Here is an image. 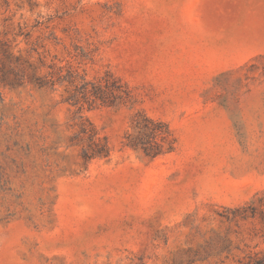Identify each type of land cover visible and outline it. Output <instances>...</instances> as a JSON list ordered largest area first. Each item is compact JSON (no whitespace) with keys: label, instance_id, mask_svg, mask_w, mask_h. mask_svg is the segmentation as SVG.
Masks as SVG:
<instances>
[{"label":"rangeland","instance_id":"obj_1","mask_svg":"<svg viewBox=\"0 0 264 264\" xmlns=\"http://www.w3.org/2000/svg\"><path fill=\"white\" fill-rule=\"evenodd\" d=\"M59 68L132 108L79 110L38 84ZM137 110L174 152L123 147ZM85 118L109 159L81 158ZM263 191L264 0H0V264H247Z\"/></svg>","mask_w":264,"mask_h":264},{"label":"trees","instance_id":"obj_2","mask_svg":"<svg viewBox=\"0 0 264 264\" xmlns=\"http://www.w3.org/2000/svg\"><path fill=\"white\" fill-rule=\"evenodd\" d=\"M49 78L39 80V86L54 87L56 84H65L68 93L66 101L78 106L79 110L84 105L88 109L96 106L132 108L131 89L111 73L107 72L100 78L87 80L85 76H79L74 70L64 71L59 68L56 77L53 79V75H50ZM79 118L81 119L82 116ZM79 135L87 143L81 152V158L85 163L94 159L110 158L111 149L107 138L98 137L99 133L94 125L86 118L80 125ZM121 143L123 147L140 152L149 159H156L174 152L177 140L168 123L150 117L142 110H137L132 116L129 128L123 133ZM241 210L243 217L258 216L264 221V196L258 197L256 202L242 207ZM247 264H264V259L256 258Z\"/></svg>","mask_w":264,"mask_h":264}]
</instances>
